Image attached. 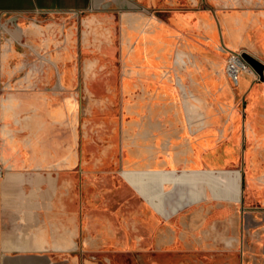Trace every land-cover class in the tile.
Listing matches in <instances>:
<instances>
[{
	"label": "crops",
	"instance_id": "obj_1",
	"mask_svg": "<svg viewBox=\"0 0 264 264\" xmlns=\"http://www.w3.org/2000/svg\"><path fill=\"white\" fill-rule=\"evenodd\" d=\"M177 1L0 0V264H264V14Z\"/></svg>",
	"mask_w": 264,
	"mask_h": 264
},
{
	"label": "rangeland",
	"instance_id": "obj_2",
	"mask_svg": "<svg viewBox=\"0 0 264 264\" xmlns=\"http://www.w3.org/2000/svg\"><path fill=\"white\" fill-rule=\"evenodd\" d=\"M226 10H246L250 11L254 14H264V0H232L229 5H220L219 3L215 2V0H178L173 5H168L165 14L167 18L173 13H180L183 15L195 14L201 11H208L210 12L215 20L220 17L221 12ZM240 50L244 52H248L249 54L253 55L261 62L264 63V44L259 42L258 40L254 42L253 45H247ZM226 71V70H225ZM245 78H249V74H246L245 77H241L244 80ZM257 81H261L260 78ZM234 86V85H233ZM235 91H241V86H234ZM248 197V193H247ZM248 201V199H247ZM246 205L249 206H264L263 197L262 199H250ZM152 255V254H151ZM153 256V255H152ZM151 258L149 260L143 259V253L138 252L134 254V256H130L126 259L124 258H117L113 260L112 264H190V262H177L173 255H168L167 258L163 261H159L156 259ZM106 262L104 261V264ZM196 264H208L207 261H195ZM212 264H222V261H214Z\"/></svg>",
	"mask_w": 264,
	"mask_h": 264
},
{
	"label": "built area",
	"instance_id": "obj_3",
	"mask_svg": "<svg viewBox=\"0 0 264 264\" xmlns=\"http://www.w3.org/2000/svg\"><path fill=\"white\" fill-rule=\"evenodd\" d=\"M226 75L234 86H239L241 77L244 74H253L255 78H259V75L255 72L251 64L245 59L244 51H230L226 62ZM4 178H8L7 170H1Z\"/></svg>",
	"mask_w": 264,
	"mask_h": 264
},
{
	"label": "water",
	"instance_id": "obj_4",
	"mask_svg": "<svg viewBox=\"0 0 264 264\" xmlns=\"http://www.w3.org/2000/svg\"><path fill=\"white\" fill-rule=\"evenodd\" d=\"M233 51H240V48L234 49ZM229 53L230 51L227 52L228 56H229ZM244 57L254 68L255 72L259 75L260 80L264 82V63L261 62L256 57H254L253 55L249 54L248 52H244Z\"/></svg>",
	"mask_w": 264,
	"mask_h": 264
}]
</instances>
